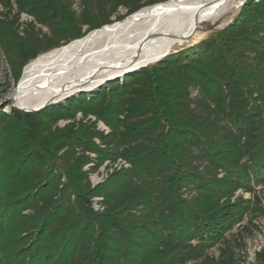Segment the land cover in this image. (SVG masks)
Returning <instances> with one entry per match:
<instances>
[{
    "label": "trees",
    "instance_id": "16d2710c",
    "mask_svg": "<svg viewBox=\"0 0 264 264\" xmlns=\"http://www.w3.org/2000/svg\"><path fill=\"white\" fill-rule=\"evenodd\" d=\"M163 1L0 0L12 81L38 56ZM4 109L0 264H264V242L248 262L244 238L264 215V0L96 93ZM119 160L128 167L92 186L90 174Z\"/></svg>",
    "mask_w": 264,
    "mask_h": 264
},
{
    "label": "bare ground",
    "instance_id": "6f19581e",
    "mask_svg": "<svg viewBox=\"0 0 264 264\" xmlns=\"http://www.w3.org/2000/svg\"><path fill=\"white\" fill-rule=\"evenodd\" d=\"M232 1L166 0L44 53L24 67L14 105L36 109L155 62L175 40L194 34L196 26L183 34L187 27L222 14ZM112 65L121 69L107 71Z\"/></svg>",
    "mask_w": 264,
    "mask_h": 264
},
{
    "label": "rangeland",
    "instance_id": "374dc122",
    "mask_svg": "<svg viewBox=\"0 0 264 264\" xmlns=\"http://www.w3.org/2000/svg\"><path fill=\"white\" fill-rule=\"evenodd\" d=\"M244 2H245V0H233L230 3V5L228 6V8L226 9V11L223 12L222 14H220V15H218L216 17H211L209 19H207V18L200 19L195 24H193L192 26L187 27L184 30L183 34L188 33L194 26H196V31L191 36H188V37H185V38H179V39L175 40L174 43L170 46V48L166 52L168 54L165 53L166 55L164 57H166V56H168L170 54H173V53H176V52L191 48V47L195 46L198 42L210 37L211 35H213L216 31H218V30L230 25L232 23L233 19L238 15L239 9H240V5L243 4ZM207 12L208 11H205V13H207ZM123 14H124V10L123 9H119L118 10V15H123ZM123 19H125V18H123ZM27 20H29V18L26 15H22L21 16V21H27ZM115 22H119V21H116V20L112 19V23H115ZM72 41H74V40H71L68 43H70ZM163 58H161V59H159V60H157L155 62H152L153 61L152 60V61H150L152 63H150V64H148L146 66H151V65L159 62ZM146 63H149V62H146ZM25 66H23V68L20 71V77H19L18 81L17 82H13L11 77H10L11 74H10V71H9L8 66L6 64V61H5L3 55H2V53L0 51V104H2L5 100L12 99L14 97L15 90H16V87H17V83L19 82V80L21 78L22 71H23ZM146 66H144V67H146ZM141 68H143V67H141ZM119 69H121L120 66L112 65V67L107 68V71H117ZM139 69L140 68H138L137 71ZM125 76H127V75H123V73H122V74H120V76H117V77H114V78H111V79H112V81H119V80H122L123 77H125ZM94 79L95 78H93V80ZM105 82H107V81L104 80L101 84H99L95 88L87 90V91L74 92V93L66 96L62 100L52 102L48 106L61 104L65 100H68V99H71V98H77L81 94H93V93H96L98 91V89L101 86L104 85ZM11 107H12V104L8 103V105L6 107L4 106L2 108H5L4 109L5 112H9ZM80 117H81L80 114L76 115L77 119H79ZM88 119H90L92 121L94 120V118L90 117V116L88 117ZM64 124H66V121H59L57 123V125L59 127H62ZM96 127H97V129H100V130L106 129V127L100 122L97 123ZM88 167H89V165L85 166L83 168V170H86ZM109 170H110V167H106L105 168L104 166H102V167H100L98 169V171L96 173L90 174L89 175V180H90V183L92 184V186H93V183L96 182V181H100L101 182L102 179L104 178L103 176ZM262 195H264V188H262ZM246 197H247V195H246ZM94 198H96V197H94ZM94 198L91 199L92 200V208H93V200H94ZM255 224L258 226V229L254 231L253 235L252 236H244L245 241H246V245H247L249 251L253 250L254 248H257L258 246H260L264 242V215L262 217H260L259 219H257L255 221ZM210 252L213 255H217V250L215 248H213Z\"/></svg>",
    "mask_w": 264,
    "mask_h": 264
},
{
    "label": "built area",
    "instance_id": "2783aa9c",
    "mask_svg": "<svg viewBox=\"0 0 264 264\" xmlns=\"http://www.w3.org/2000/svg\"><path fill=\"white\" fill-rule=\"evenodd\" d=\"M257 1V0H256ZM242 6V4L240 5V7ZM103 131H107V129H104ZM106 164H104L103 166L105 167ZM121 166L123 167H128V164H126L125 162L123 161H117L115 164H113V166L110 168V170L108 172H111L112 168H120ZM105 173V175L103 176L104 178L106 177L107 173ZM103 178V179H104ZM102 179V180H103ZM100 183V181H96L93 183V186H95L96 184ZM101 200V198H94L93 200V208L95 211H99V210H102V207H100V204H98V202ZM255 250H259V246L257 248H254L253 250L251 251H248V262L252 261V257H253V252ZM248 264V263H247Z\"/></svg>",
    "mask_w": 264,
    "mask_h": 264
},
{
    "label": "water",
    "instance_id": "95a60500",
    "mask_svg": "<svg viewBox=\"0 0 264 264\" xmlns=\"http://www.w3.org/2000/svg\"><path fill=\"white\" fill-rule=\"evenodd\" d=\"M103 27H104V26H103ZM101 28H102V27H101ZM99 29H100V28H99ZM97 30H98V29H97ZM142 67H144V66H142ZM140 68H141V67H140ZM136 71H137V69H136V70H132V71H127V72H124L123 75H130V74L135 73ZM105 81H112V79H107V80H105ZM8 103H11L13 108H16V109H18V110H20V111H23V112H39V111H41L42 109H44L45 107H47L48 105L51 104V102H49V103H46V104H44L43 106H41V107H39V108H36V109H23V108H19V107H17V106L14 105V97H13L12 99H7V100H5L2 104H0V108H2V107H4V106L8 105Z\"/></svg>",
    "mask_w": 264,
    "mask_h": 264
}]
</instances>
